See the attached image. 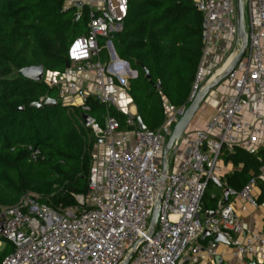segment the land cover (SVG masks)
<instances>
[{"label":"built area","instance_id":"1","mask_svg":"<svg viewBox=\"0 0 264 264\" xmlns=\"http://www.w3.org/2000/svg\"><path fill=\"white\" fill-rule=\"evenodd\" d=\"M192 4L202 16L201 54L188 103L178 108L166 104L164 123L149 131L137 127L136 111L120 107L117 89H126L128 80L112 72L118 63L108 60L109 44L122 30L129 0H65L63 7L74 10L76 19L87 11V31L68 46V67L61 73H43L42 78L56 90V104L79 111L77 123L84 128L87 147L96 153L91 158L88 191L75 195L74 207L58 211L41 204L31 192L16 204L1 207L0 247L6 241L14 249L0 264H122L130 254L127 264H198L217 255L212 239L204 246L197 243L204 231L212 238L223 234L239 264H264L263 236L244 233L230 204L219 199L213 216L201 214L200 206L207 184L221 173L223 145L248 150L264 145V118L250 109L255 124L238 120L245 97L257 94L256 103L264 105V0H242L247 44L224 79L231 84L232 94L186 139L180 160V142L173 146L166 156L167 174L160 179L163 145L174 124L196 93L221 76L241 48L236 38V0H192ZM89 99L105 109L99 121L89 113ZM111 110L125 116L123 125ZM81 113L93 122L85 126ZM159 152L160 165L155 162ZM255 184L251 178L237 193L254 207ZM157 198V224L148 235Z\"/></svg>","mask_w":264,"mask_h":264},{"label":"trees","instance_id":"2","mask_svg":"<svg viewBox=\"0 0 264 264\" xmlns=\"http://www.w3.org/2000/svg\"><path fill=\"white\" fill-rule=\"evenodd\" d=\"M64 2L0 0V209L31 192L58 211L74 207L75 195L88 191L92 161L84 128L77 123L78 109L30 107L41 98L56 99L57 92L44 78L33 82L20 74L31 66H42L45 75L64 70L68 46L87 31V11L76 19ZM201 21L192 0H129L122 30L111 44L117 58L136 72L126 93L146 130L162 126L166 104L178 108L188 103L201 54ZM88 104L99 121L105 109L92 99ZM111 112L123 125L125 116ZM35 151L39 155L33 157ZM219 158L232 164L225 186L238 193L251 178L259 182L264 145L253 150L223 145ZM223 191L221 184H207L201 214L215 210ZM263 191L256 203L264 201ZM13 249L4 241L0 261Z\"/></svg>","mask_w":264,"mask_h":264},{"label":"crops","instance_id":"3","mask_svg":"<svg viewBox=\"0 0 264 264\" xmlns=\"http://www.w3.org/2000/svg\"><path fill=\"white\" fill-rule=\"evenodd\" d=\"M110 63L113 64L117 62L111 60ZM123 71L124 67L121 64H115L114 68L112 69V72L119 74L120 76L124 77V79H126V77L122 74ZM221 83L224 84L221 90H216L208 94V96L200 106L199 110L191 120L189 126L187 127L184 135L186 137H184V140H181L179 143V150L177 153L178 160L183 157V148L185 146L186 139L191 136L196 129L201 128L203 124L217 112L224 99L232 94L231 84L226 81H222ZM126 91L127 89H117L118 103L120 107L127 109L130 112L136 111L133 103L127 96ZM257 97V94H252L250 97L244 98L245 110L243 111L242 115L238 118V120L250 124H255V116L252 113L248 112V110L250 109H252L254 112L258 113L262 118H264V105L256 103ZM260 146H262V144L258 143L255 149ZM220 164L222 170L217 180L219 184H221V188L224 190L228 188L227 186H225L226 175H230L233 172L234 168L230 162L225 163L223 161H220ZM259 177V182L255 184L253 190L255 200L256 198L260 197L261 189L264 188V174H259ZM219 184H217L218 187H220ZM230 190L234 191L232 189ZM234 193L235 194L228 196L227 203L231 205L236 217L241 222L244 233H249L252 236L262 235L264 238V201L256 203V206L254 207L240 200L237 196V193L235 191ZM212 195L214 196L213 192L210 194V196L212 197ZM220 196L222 199L224 198L223 193ZM211 239L213 240V238L210 236L203 237L201 235L200 237H198L197 243L199 245L204 246ZM2 248L3 245L0 247V250ZM216 252L217 255L215 257H207L203 260H200L198 264H239V262L234 260V258L232 257V250L229 244L217 243Z\"/></svg>","mask_w":264,"mask_h":264},{"label":"water","instance_id":"4","mask_svg":"<svg viewBox=\"0 0 264 264\" xmlns=\"http://www.w3.org/2000/svg\"><path fill=\"white\" fill-rule=\"evenodd\" d=\"M80 6V5H78ZM236 24H237V42H240L241 48L238 52V54L234 57L230 65L227 67V69L224 71V73L219 76L217 79L203 87L201 90H199L193 100L187 105L186 109L184 110L183 114L178 118L176 123L174 124L169 136L167 137L166 141L164 142L163 145V155H162V164H161V180L164 179L165 175L167 174L168 170V165L166 163V156L168 153L173 152V146L176 145L178 142L181 141L187 127L189 126L191 120L199 110L200 106L208 96V94L216 88L222 81H224L226 75L234 68L236 63L239 61L241 56L244 53L246 44H247V33L245 32V22H244V14H243V7H242V0H236ZM109 49L111 52V60L117 62L118 64H121L124 67V71L122 74L127 76V80L130 78H134L136 76V72L131 70L129 65L126 62L120 61L111 44H109ZM65 67H68V62L65 59ZM145 71V77L146 79L149 80L150 76ZM20 74L25 77L28 80H31L33 82H40L42 80L43 76V67L42 66H31L27 68H23L20 70ZM155 89L159 90L160 89V84L159 82L156 83ZM44 105H56L55 99H46L45 102L40 103H32L30 107L38 108L41 109ZM81 119L83 120V123L85 126L90 125L93 122V119L85 113L80 114ZM136 120V125L140 130H144L145 126L142 124L141 119L139 118L138 115L135 116ZM213 182L219 184L218 180L215 178L212 179ZM220 185V184H219ZM235 194L234 191H231L230 189L226 188L223 191V202H227V198L230 195ZM158 213H159V198H157L156 203L154 205V208L152 210V214L150 217L149 221V228H148V235H151L155 229V226L157 224V218H158ZM214 212L209 211L206 213V216H213ZM2 230V223L0 222V232ZM203 237L205 236H211V233L208 231H204L202 234ZM213 241L216 243H225L228 244V241L224 237L223 234H216L213 237ZM137 244L133 246V248H136ZM131 257V254L127 257V259L122 263V264H127L129 259ZM249 264H255L254 262H250Z\"/></svg>","mask_w":264,"mask_h":264},{"label":"rangeland","instance_id":"5","mask_svg":"<svg viewBox=\"0 0 264 264\" xmlns=\"http://www.w3.org/2000/svg\"><path fill=\"white\" fill-rule=\"evenodd\" d=\"M246 9V6L244 5V12L246 11L245 10ZM109 49V48H108ZM109 54H110V52H109ZM110 56V55H109ZM111 59V56L109 57V63H110V60ZM125 77H126V79H127V76L125 75ZM224 86V84L223 83H221L220 85H218L216 88H214L211 92H214V91H216V90H221V88ZM165 113H166V105H165ZM168 137V136H167ZM167 139V138H166ZM166 141V140H165ZM89 153H90V156H91V158H93V156H95L96 157V153L94 152V149H93V147L91 146V147H89ZM155 162H156V164H158V165H160V163H161V153L159 152L158 154H157V156H156V158H155ZM94 164V163H93Z\"/></svg>","mask_w":264,"mask_h":264},{"label":"snow or ice","instance_id":"6","mask_svg":"<svg viewBox=\"0 0 264 264\" xmlns=\"http://www.w3.org/2000/svg\"><path fill=\"white\" fill-rule=\"evenodd\" d=\"M121 10H123V6L121 5Z\"/></svg>","mask_w":264,"mask_h":264}]
</instances>
